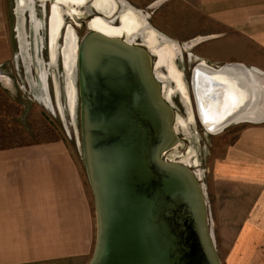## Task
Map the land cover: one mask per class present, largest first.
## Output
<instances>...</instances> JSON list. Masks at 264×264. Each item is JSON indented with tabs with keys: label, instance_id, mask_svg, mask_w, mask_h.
I'll return each mask as SVG.
<instances>
[{
	"label": "crops",
	"instance_id": "0c3cea01",
	"mask_svg": "<svg viewBox=\"0 0 264 264\" xmlns=\"http://www.w3.org/2000/svg\"><path fill=\"white\" fill-rule=\"evenodd\" d=\"M115 1L142 22L143 9L158 14L161 23H167L164 14L178 15L175 28L181 33L189 29L191 47L212 64L199 62L205 66H196L198 74L206 67L238 63L247 67L260 89L254 112L215 134L228 139L211 158L206 188L209 226L221 264H264V0ZM27 2L18 0V5L24 7ZM152 26L158 28L155 23ZM5 27L0 5V60L7 56L1 46ZM233 69L243 75L241 69ZM165 75L166 87L186 101L184 84L181 92L173 78ZM41 77L47 92L46 73ZM248 101L246 109L252 105ZM180 126L187 127L186 123ZM93 217L84 177L64 139L0 146V264H87L94 246Z\"/></svg>",
	"mask_w": 264,
	"mask_h": 264
},
{
	"label": "water",
	"instance_id": "95a60500",
	"mask_svg": "<svg viewBox=\"0 0 264 264\" xmlns=\"http://www.w3.org/2000/svg\"><path fill=\"white\" fill-rule=\"evenodd\" d=\"M74 31L80 142L96 215L88 264H221L203 185L188 166L164 157L178 137L153 54L142 41L95 30L79 39ZM198 64L190 84L199 117L201 97L193 83ZM232 64L199 73L209 78L211 102L231 101L239 93L236 82L222 85L218 72ZM227 105L216 120L217 133L233 123L220 124L223 117L240 111Z\"/></svg>",
	"mask_w": 264,
	"mask_h": 264
},
{
	"label": "rangeland",
	"instance_id": "374dc122",
	"mask_svg": "<svg viewBox=\"0 0 264 264\" xmlns=\"http://www.w3.org/2000/svg\"><path fill=\"white\" fill-rule=\"evenodd\" d=\"M52 1L54 0H28L24 7L18 5V0L0 1L6 22L5 40L1 46L6 50L7 55L4 60H0V146H14L56 138L64 139L74 154L84 177L93 208L94 233L96 235L94 198L82 158L79 102L76 103L72 113L66 90V73L62 67L60 54L61 37L57 41V57L56 59L52 57L53 49L50 44L49 32V6ZM92 1L94 0H88L84 7L78 6L76 8L78 13L66 16V21L75 28L79 39L90 31L88 24L92 18L100 15L92 9ZM156 8L160 10V7ZM140 12L145 24L163 36L162 39L158 36V42L171 41L175 44L178 55L173 62L175 67L181 71L188 98V101H184L177 91H173L169 98L175 112L174 128L178 141L164 154V157L185 164L197 174L209 204L210 196L206 184L211 158L228 139V136L217 137L216 133H208L199 122L190 76L191 70L197 62L203 61L209 65L212 64L197 55L195 46L191 47L192 37H190L189 29H184L181 33L175 28L180 22L178 15L164 14L167 23H161L157 20L158 14H153L151 10L143 9ZM112 19L114 24L119 25L121 21L119 13H116ZM152 23H155L158 28L153 27ZM20 33L22 34L21 38ZM2 34L3 30H1ZM123 39L125 38L123 37ZM136 42H141V37H137ZM3 45H6V48ZM210 49L211 47L208 51ZM152 61L154 65V56H152ZM42 73H46L47 92L43 86ZM73 80L77 85L75 73ZM262 80L264 96V79ZM169 85L172 83L170 82ZM164 92H166L165 88ZM46 95H48V100H46ZM60 108L62 109L60 110ZM189 112L192 114V121L188 118ZM178 118L185 119L186 128L178 125ZM91 254L92 251L88 262Z\"/></svg>",
	"mask_w": 264,
	"mask_h": 264
},
{
	"label": "bare ground",
	"instance_id": "6f19581e",
	"mask_svg": "<svg viewBox=\"0 0 264 264\" xmlns=\"http://www.w3.org/2000/svg\"><path fill=\"white\" fill-rule=\"evenodd\" d=\"M98 1L94 0V1H92V4L94 3L95 9L102 15V18H96L95 19V21L97 20L99 22L97 24H95L94 26H92L91 30L99 31V32L104 33V34L109 35V36L118 37L116 35V32L118 33V31H117L118 27L115 25H112L110 23V21L114 17L113 14L115 13L116 9L119 8L118 7L119 5L117 4V2L115 0H108V2H103V0H101V1L98 0ZM122 3H123V1H122ZM122 7H123V5H122ZM64 24L65 23L63 22V18L60 15L59 11L57 10L56 5L52 4V7L50 9V16H49V32H50V41H51L50 44H51L52 49H53V51H52L53 57L57 53V50H56L57 49V43H58L57 38L60 35L62 25H64ZM142 25L145 26V22H142ZM144 30L150 31L154 34V36H153V37H155L154 41L150 42L149 44L147 43L146 45L144 43L143 44L149 49V51L155 57L154 72L156 73L155 75L158 77V79L163 84L164 96L169 100L170 94H167L166 92H164V88L166 87L165 80H167L166 79L167 76L163 73H160L159 69L165 68L167 70L166 74L168 73V75H169L171 73L169 76L172 77L173 80L176 82V84L178 85V89H180L181 92H184V87L182 85L183 82H181V80H180L181 71L175 67L174 62H173L174 58L178 55V51L175 47V44L171 41H159L158 42L157 41L159 38L158 36H160L161 39L163 38V36L159 35L153 29L147 28V26H145L143 28L141 26V29L138 28V30H135L133 32V34L135 33L136 36L142 38L143 37L142 32ZM133 38H134V36H133ZM144 38L145 37H143V39ZM126 41L127 42H133V41H130V39L126 40ZM145 41H147V39H145ZM77 44H78V37L75 34L74 28L69 23L66 25V30H65L64 35H63L60 54H61V56L63 58V62L65 64L64 67L66 69L65 72L67 75L66 76V78H67L66 90L68 93L69 107H70V110L72 111V113L74 112L75 105H76L75 85H74L73 75L75 73V55H76V51H77L76 50ZM202 66H205V65L203 63H200L199 66H197V67L199 68ZM233 67H237V68L241 69L243 71V73H242L243 75L241 76V75L235 74V72H233L235 70V69H233ZM207 68L211 70V67H207ZM172 69L174 70V72L171 71ZM197 70L195 71L196 73H194L195 79H194L193 83H194L195 88L198 87L199 96L201 97L199 102L197 101L198 106H199V110H200L199 111L200 115L198 118H199L200 123L203 125V127L209 133H212V134L217 133V129H215L218 126V125H216L217 124L216 120H217V118L222 117V116H219V113L221 110H223L226 107L227 104L229 106H232V103H233L234 108L238 107V108H240V111L238 113L236 111H233V113H231V115H230L228 113V111L231 108L227 109L225 114L227 113L229 115L223 117V119H221L222 121H220L221 122L220 124H224L225 121H227V120H230L233 123L240 121L241 117L246 116L247 114L251 113L253 111L254 107H256V104H258L257 100L259 99L260 89L256 86V83H254L255 81L251 78L250 74L248 73L247 67H245L241 64L235 63L232 65H228L225 68H223L222 70L218 71V72H222L221 73L222 85H225L229 79L230 82H236V84L239 87V93L231 101L225 99V97H227L226 96L227 90H224L225 96L222 99V100H226L225 102L222 101L224 103H213V102H211L210 97H208L209 88L211 87V84H209L210 83L209 78H207L205 76L201 77V75L198 74ZM198 76H200L202 79H199ZM249 88H252V90L250 89L251 91H253V95L251 94L252 97H249V94H248ZM184 96L186 98V101H188V98H187V95L185 92H184ZM196 96H198V95L196 94ZM244 98H248L252 101V105L248 109H246L245 107H246V104H248L250 102L247 99L242 103ZM261 98H262V96H260V99ZM228 101H229V103H228ZM219 102H221V101H219ZM238 108L235 110H238ZM257 112H259V111H257ZM188 118L190 121L193 120L192 114L190 112H189ZM246 118H247V116H246ZM182 123H184V119L181 120L178 118V125H180Z\"/></svg>",
	"mask_w": 264,
	"mask_h": 264
},
{
	"label": "flooded vegetation",
	"instance_id": "af4514ba",
	"mask_svg": "<svg viewBox=\"0 0 264 264\" xmlns=\"http://www.w3.org/2000/svg\"><path fill=\"white\" fill-rule=\"evenodd\" d=\"M21 1L22 0H19V2H21ZM46 1H49V0H46ZM87 2H88V0H54V1H52L50 3L49 11H50V9L52 7V4H55L56 7H57V10L61 14V16L64 15L63 17L65 19V21L63 19V22L65 24L62 25L61 33L58 36V38L61 37L63 39V35H64L65 30H66V25L69 24L66 21V16H68L69 14L70 15L71 14L74 15V14L78 13L76 8L78 6L84 7ZM91 7H92V9L97 11L95 9V7H94V3L93 4L91 3ZM118 7L120 8V6H118ZM119 8L116 9L115 13L113 14V16H114L116 13H120L119 16H120L121 21H120L119 25L114 24L113 23V19L110 21V23L112 25H115V26L118 27V29H117L118 33L116 32V35L118 37H120V38L124 37L125 40H129L130 39V41L134 42L137 36L135 35V33L133 34V32L135 30H138V28L141 29V26H142V28L145 27V26L142 25V21L139 19V16H137L134 12H132L131 9L122 10L121 8L120 9ZM96 18H102V15L100 14L99 16H94L92 18V20L88 24L90 30L92 29V26H94L95 24H97L99 22L97 20L95 21ZM84 22H86V21H84ZM144 31H145L146 34H145V36H143V37H145L144 39H143V37L141 38V41H143L142 43H144L146 45L147 43L149 44L150 42L155 40V37H153L154 34L152 32L146 31V30H144ZM133 36H134V38H133ZM58 38H57V41H58ZM145 39H147V41H145ZM52 57H53V55H52ZM162 69L165 72L164 71L162 72ZM171 71L174 72L173 69ZM159 72L163 73V74H166L167 70L165 68H160ZM165 89H166V93L170 94V96H172V94H173L172 92L175 91L172 88L168 89L167 87H165Z\"/></svg>",
	"mask_w": 264,
	"mask_h": 264
}]
</instances>
